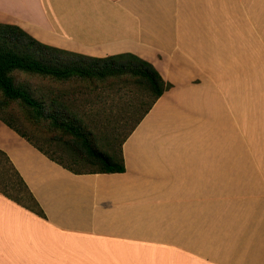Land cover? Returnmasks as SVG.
Masks as SVG:
<instances>
[{"label": "crops", "instance_id": "0c3cea01", "mask_svg": "<svg viewBox=\"0 0 264 264\" xmlns=\"http://www.w3.org/2000/svg\"><path fill=\"white\" fill-rule=\"evenodd\" d=\"M246 16L264 0H0L1 23L133 53L172 84L122 143L123 172L75 173L0 119V151L44 213L0 191V264H264V58L253 104L246 77L221 102L231 28L209 20Z\"/></svg>", "mask_w": 264, "mask_h": 264}, {"label": "trees", "instance_id": "16d2710c", "mask_svg": "<svg viewBox=\"0 0 264 264\" xmlns=\"http://www.w3.org/2000/svg\"><path fill=\"white\" fill-rule=\"evenodd\" d=\"M16 73L37 75L65 83L75 79H83L86 82L103 81L110 77L123 80L132 79L151 95V101L117 146L112 139H108L106 147L102 148L98 146L94 138L93 128L77 116L71 115L69 107L64 104L66 93L52 96L51 99L43 98L29 84L17 81ZM171 86L172 84L164 80L150 62L133 53H118L104 57L86 56L45 44L18 25L0 22V94L3 98L0 105L19 102L30 110V114L35 117L36 121L52 125L60 130L61 135L59 133L53 138L64 141L69 150V160L81 167L73 168L57 159L23 133L10 119L4 117L0 119L52 160L75 173L123 172L125 164L122 143L156 99ZM0 161L13 173L18 181L19 190L23 194L20 198L13 197L5 191L1 192L26 207L29 205L23 203L22 198L28 199L33 204L29 208L44 216L42 209L2 151H0ZM16 190L19 193L17 188Z\"/></svg>", "mask_w": 264, "mask_h": 264}, {"label": "rangeland", "instance_id": "374dc122", "mask_svg": "<svg viewBox=\"0 0 264 264\" xmlns=\"http://www.w3.org/2000/svg\"><path fill=\"white\" fill-rule=\"evenodd\" d=\"M209 20L211 24L231 28L229 34L232 55L224 68L219 69V75L216 77L217 97L223 102L222 99L226 96L233 103V99L228 94H234L235 89L240 86L241 79L244 87L246 77L248 99L253 104L256 88L254 77L256 58L258 55L260 59L264 58V16L209 18ZM259 70L264 72V63L260 65ZM15 78L35 88L34 91L40 93L43 98L51 99L52 96L66 93L64 104L69 107L71 115L77 116L93 128L94 138L102 148L106 147L108 139H112L117 146L151 101V95L132 79L110 77L94 82L75 79L65 83L25 73H16ZM259 79V88L264 87V73ZM259 94H262L261 89ZM2 99L0 94V102ZM0 117L10 119L23 133L57 159L73 168L81 167L69 160V150L64 141L53 138L59 133L61 135V131L52 125L36 121L30 110L19 102L0 105ZM16 188L18 190L20 188L17 179L0 161V191H5L13 197H20L23 193L21 190L18 193Z\"/></svg>", "mask_w": 264, "mask_h": 264}]
</instances>
